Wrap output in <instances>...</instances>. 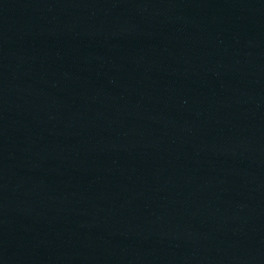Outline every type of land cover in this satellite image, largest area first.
<instances>
[{"label":"water","instance_id":"water-1","mask_svg":"<svg viewBox=\"0 0 264 264\" xmlns=\"http://www.w3.org/2000/svg\"><path fill=\"white\" fill-rule=\"evenodd\" d=\"M0 264H264V0H0Z\"/></svg>","mask_w":264,"mask_h":264}]
</instances>
